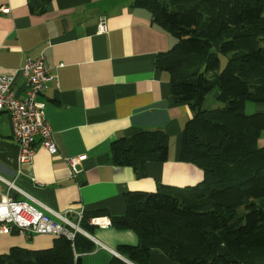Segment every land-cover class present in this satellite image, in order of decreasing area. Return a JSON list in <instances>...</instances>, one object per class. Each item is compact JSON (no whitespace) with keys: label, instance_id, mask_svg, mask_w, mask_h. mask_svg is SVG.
I'll return each instance as SVG.
<instances>
[{"label":"crops","instance_id":"crops-1","mask_svg":"<svg viewBox=\"0 0 264 264\" xmlns=\"http://www.w3.org/2000/svg\"><path fill=\"white\" fill-rule=\"evenodd\" d=\"M132 2L51 0L44 12H32L29 0H0V74L15 75L13 88L19 97L25 96L26 83L18 69L27 59L44 56L55 76L39 100L58 151L51 154L38 146L33 164L15 180L55 211L73 208L119 217L126 213L125 195L130 191L183 189L204 179L202 168L179 158L181 133L193 112L187 103L175 102L169 73L156 66L157 54L169 51L176 38L155 24L148 10L134 8ZM2 7L10 12L4 13ZM103 17L107 31L99 33L97 24ZM211 94L216 100L217 91ZM207 100L206 108L220 106L215 101L209 106ZM253 110L264 113V104ZM144 130L168 134V160L151 161L144 168L114 164L111 143ZM259 145L264 147V130ZM18 154L11 116L3 111L0 176L14 179ZM81 154L87 159L78 177H73L65 157ZM6 188L0 180V192ZM91 235L96 248L81 255V264H110L114 256L123 259L114 253L118 246L140 242L133 229L112 224L94 225ZM55 238L29 237L18 230L0 234V255L14 246L50 248ZM149 264L180 263L153 248Z\"/></svg>","mask_w":264,"mask_h":264},{"label":"trees","instance_id":"trees-1","mask_svg":"<svg viewBox=\"0 0 264 264\" xmlns=\"http://www.w3.org/2000/svg\"><path fill=\"white\" fill-rule=\"evenodd\" d=\"M51 0H29L44 12ZM176 38L158 53L156 66L170 75L176 103H187L193 117L182 130L179 158L205 176L198 185L157 192L130 191L126 213L111 224L133 229L140 242L117 251L135 264H149L153 248L180 264H264V113L246 112V103L264 104V0H133ZM227 55L220 70L221 57ZM217 91L220 106L206 108ZM116 165L144 168L169 158V136L144 130L111 143ZM85 211L80 226L93 234ZM96 243L77 232L56 237L53 246L32 250L14 246L0 264H81ZM110 264H129L114 256Z\"/></svg>","mask_w":264,"mask_h":264},{"label":"built area","instance_id":"built-area-1","mask_svg":"<svg viewBox=\"0 0 264 264\" xmlns=\"http://www.w3.org/2000/svg\"><path fill=\"white\" fill-rule=\"evenodd\" d=\"M2 11L9 13L10 9L2 7ZM97 29L99 33L107 31L105 17L100 19ZM18 72L26 83L23 97L17 96L14 91L15 75L0 74V113L5 111L10 114L14 139L19 149V167L14 179L0 176V180L7 185L6 192H0V234L18 230L29 237L48 234L74 240L80 231L79 227L82 228L80 221L84 217V210L71 208L65 212L55 211L16 184L15 180L23 174V169L33 164L38 146L46 148L51 154L58 151L52 127L45 116L44 104L39 100L48 83L55 78L52 67L44 56H40L27 59ZM86 159L87 154L65 157L73 177H78L82 171V162ZM32 180L39 184L34 177ZM89 223L107 227L111 225V220L107 216L92 217ZM114 253L117 254L116 251Z\"/></svg>","mask_w":264,"mask_h":264},{"label":"rangeland","instance_id":"rangeland-1","mask_svg":"<svg viewBox=\"0 0 264 264\" xmlns=\"http://www.w3.org/2000/svg\"><path fill=\"white\" fill-rule=\"evenodd\" d=\"M220 57H221V67H220V70H222V69L225 67V65H226V62H227V58H228V56H227V55H220ZM207 99H208L207 101H208V105H209V106H210V104H211L212 102L214 103V101H215V103L218 102L217 100H215V99L212 98V94L209 95ZM218 103L220 104V102H218ZM256 104H257V103H255V102H253V101H248V102L246 103V112H247L248 114H252V113H254L255 110H253V107H255Z\"/></svg>","mask_w":264,"mask_h":264},{"label":"water","instance_id":"water-1","mask_svg":"<svg viewBox=\"0 0 264 264\" xmlns=\"http://www.w3.org/2000/svg\"><path fill=\"white\" fill-rule=\"evenodd\" d=\"M79 229H80L79 232H81L82 234L86 235V236L89 237V238H93L92 235H91L89 232H87L86 230H84V229H82V228H80V227H79ZM117 255L120 256V257H122L123 260H125L127 263H129V264H134L132 261H130V260H128L127 258L123 257L120 253L117 252Z\"/></svg>","mask_w":264,"mask_h":264}]
</instances>
